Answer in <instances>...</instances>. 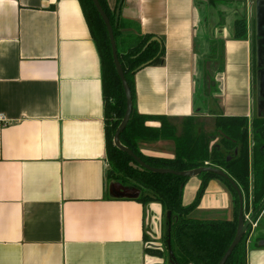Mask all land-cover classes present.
<instances>
[{
	"label": "crops",
	"instance_id": "obj_1",
	"mask_svg": "<svg viewBox=\"0 0 264 264\" xmlns=\"http://www.w3.org/2000/svg\"><path fill=\"white\" fill-rule=\"evenodd\" d=\"M106 3L115 12L119 0ZM200 3L211 6L123 0L119 10L118 42L147 35L164 49L160 64L132 77V106L138 115L165 117L176 136L188 118L215 124L219 115L249 120L253 113L250 31L236 39L233 24L199 28ZM211 42L217 59L208 60ZM203 78L208 91L198 103ZM104 113L101 60L79 1L0 0V264H157L147 249L158 244L146 230L148 217L161 218V205L144 207L108 184ZM139 152L172 159L174 143L141 141ZM185 185L188 206L200 179ZM207 185L189 217L232 220L227 186L215 179ZM262 210L246 240V264H264V248L252 243L264 240Z\"/></svg>",
	"mask_w": 264,
	"mask_h": 264
},
{
	"label": "trees",
	"instance_id": "obj_2",
	"mask_svg": "<svg viewBox=\"0 0 264 264\" xmlns=\"http://www.w3.org/2000/svg\"><path fill=\"white\" fill-rule=\"evenodd\" d=\"M78 1L101 60L108 173L117 175L113 180L119 182V188L124 189L123 185H126L129 191L122 192L132 195V197L127 198L142 204L144 207L151 203H159L163 212H170V248L176 264H217L236 235L239 200H237L235 191L224 178L211 173H204L198 176L200 187L193 202L188 206H184L182 194L189 178L154 174L139 167L129 155L122 153L114 146L112 138L126 109L125 93L115 71L107 29L99 14L95 11L92 0ZM98 1L103 12L109 17L114 32L117 57L130 91L133 92L131 79L137 68L141 65L147 67L160 64L163 60L164 49L161 43L155 41L145 48L147 42L151 40V37L147 35L129 36L123 39L121 43L118 42L120 30L118 28L119 22L117 26H114L115 12L109 11L106 0ZM209 2L211 6H215L217 2L243 4L245 0H209ZM245 22V16L237 13L232 22L233 38L246 39L247 24ZM210 44V55L206 57L208 60L217 59V48L213 46V42ZM149 121H157L160 126L150 128L147 125ZM214 121L219 142L217 146H210V137L204 133H195L193 119L188 118L185 121L187 125L183 127L182 133L180 136H176L173 125H170L165 117L138 115L133 107L128 125L119 139L123 146L154 169L188 171L206 165L223 169L232 181L238 184L242 195H245V193L248 195L245 200L243 195L244 212L249 201H251V212H253L264 200V118L255 117L248 120L244 117L234 118L219 115ZM219 130L222 135L218 134ZM156 140L173 141L175 155L172 159L146 156L139 152V142ZM233 151L237 152L236 155H227L226 153ZM211 179L221 181L229 189L233 200L232 220L202 221L189 217L199 206L208 186L207 183ZM167 226L166 222L162 233L164 248H166ZM249 230L248 227L247 233L224 264H246L247 248L245 244L250 234ZM147 252L150 256L157 258L164 255L161 251L152 249H147Z\"/></svg>",
	"mask_w": 264,
	"mask_h": 264
},
{
	"label": "water",
	"instance_id": "obj_3",
	"mask_svg": "<svg viewBox=\"0 0 264 264\" xmlns=\"http://www.w3.org/2000/svg\"><path fill=\"white\" fill-rule=\"evenodd\" d=\"M249 1H248L247 8L250 9L252 12H254L255 38H256L255 56H256V68H257L256 86L255 87H256V104H257V109H258L257 111H258V114L260 115L261 112H264V0H256V1L249 0ZM122 2H123V0H119V3H118L116 10H115V12H116L115 25L117 24L119 16H120L119 10H120V6H121ZM92 3H93V6L95 8V11L99 14L105 28L107 29L109 44L111 46V55H112V60L114 63L115 71H116L117 76L120 79L121 86H122L123 91L125 93V107H126V109H125L123 118L120 122V125L116 129V131L113 135V138H112L114 146L119 151H121L122 153L129 155L139 167H141L147 171H150L154 174H156V173L157 174H167V175H171V176L175 175L178 177L188 179V178L198 177L199 175L204 174V173H211V174H214L218 177L224 178L232 186L233 190L235 191V193L237 195V200H239V208H238V214H237L238 220H237V228L235 231L236 235H235L234 239L232 240V242L230 243V245L228 246L227 251L223 254V257L217 263V264H224L225 261L228 259V257L234 251L235 247L238 245V243L241 241V239L247 233L246 231H247L248 227L252 224L256 214L264 207V200L259 204L257 209L253 211V213L250 215L251 217L249 218V220H246L245 216H244V200H243L242 191L239 188L238 184H235L223 169L211 167L208 165L201 167V168L188 170V171H175V170H168V169H162V168L154 169V168H151L150 166L146 165L141 160V158H139L131 150H129L127 147H125L121 144L119 137H120L121 133L123 132V130L128 125V121H129V118H130V115H131L132 109H133V107H132V92L130 91L128 82H127L126 77H125L123 70H122V66H121L120 61L118 60V57H117V47L115 44L114 32H113V28L111 26L109 17L107 16V14L105 12H103L98 0H92ZM224 3H228V2H224ZM232 3L235 6L234 8H235L236 12L238 14L245 16V18H246L248 15V11L245 8V2H243V4L242 3L238 4L237 2H232ZM217 4L218 3H216L215 5H217ZM238 5L240 8H236V7H238ZM223 7L226 8L225 6H223ZM224 8L221 9L223 11L218 9L216 6H214V7L210 6L209 8H206L205 3H200L198 9L195 7L196 12H197V16H198L196 24L199 26V28L201 26L202 27L206 26V28L209 29L210 32L212 30H214V28L216 29L218 27V25L226 26L225 24H226V22H228L226 15H228V14L225 12L226 9L224 10ZM228 9H230V8H228ZM232 9H230L231 13H232ZM253 9H254V11H253ZM231 13H229V16H231L233 14V13L232 14ZM235 16L236 15H234L232 17L235 18ZM232 17H230V18H232ZM234 18L229 20V23L231 26H232V21L234 20ZM216 21H217V23H216ZM214 25H216V27H213ZM203 31H204V35L206 37H212L211 33L206 34V29H204ZM153 41L159 43L157 38H153L149 42H147L148 44L145 46V48L149 44H151V42H153ZM217 65H218V63L212 65L210 69L215 70ZM145 66L146 65H141L140 67L137 68L136 72ZM208 69H209V67L207 64V66H206L207 72H208ZM218 134L222 135V132L219 130ZM121 196L132 197V195L129 193H125ZM148 218L149 219L147 222L146 232L151 235V237L154 241H158V239H160L163 235L162 234L163 231L160 230L162 218H160V216L158 218H155V220H153L152 217H148ZM165 218H166V222L168 224V226L166 228V234H167L166 241H165L166 248H162L159 245L157 246V245H153V244L149 245L148 248L155 250V251H161L164 254L163 257H159L160 260H159V263L157 262V264H164V262L166 260V255H165L166 253H168V255H167L168 256L167 257L168 263L169 264H176L175 260H174L173 252L170 248V239H171L170 212H166ZM158 224H159V226H158ZM156 225L158 228L157 233L154 232V229L152 230V227H156ZM254 239L252 240V243H256L255 245L259 248H264V240L256 242Z\"/></svg>",
	"mask_w": 264,
	"mask_h": 264
},
{
	"label": "rangeland",
	"instance_id": "obj_4",
	"mask_svg": "<svg viewBox=\"0 0 264 264\" xmlns=\"http://www.w3.org/2000/svg\"><path fill=\"white\" fill-rule=\"evenodd\" d=\"M253 1H256V0H253ZM217 3L218 4H221L222 6H225L226 8H230V9L234 8L232 2L229 3V4L228 3H224V2H217ZM246 3H247V1L245 0V4ZM236 8H240L239 5ZM221 9H223V7H221ZM253 11H254V9H253ZM225 12L228 14V15H226L227 20L228 21L231 20L232 18H230V17H232L233 14L232 15L230 14L231 16H229V13H231V12H228V9L225 10ZM245 23L247 24V28L250 31V36H251V40H252V49H251L252 60H255V57L256 56H255V40H254V38H255L254 12L251 11L250 18H247L246 17V22ZM248 33L249 32H247L246 38L248 37ZM199 85H200V82L197 85V87H198V93L197 94H198V97H199L198 98V103H201V100L204 97L203 96L201 97V93H202L203 89H202V86L200 88ZM207 103H208V99H207ZM193 124H194V128H195L194 131H195L196 134H199V133L203 134L204 133L205 135H207L208 137L211 138L210 145L211 146H217V144L219 142V137H217V130L215 129V126L213 124L212 119L206 120L205 118H203V119H200V120H196V122L195 123L193 122ZM166 141H168V140H166ZM139 144H140V142H139ZM114 177H117V175L116 174L115 175L114 174H109V177H108V180H107L108 181V184L109 185L117 186L119 188V182L118 181H115V179L113 180ZM123 187H125V188L124 189L120 188L121 191H129V189L126 187V185L125 186L123 185ZM130 192H131V190H130ZM246 197H248V195H246V193H245L244 200L246 199ZM250 211H251V209H250V207L248 205L246 211L244 212V216H245V219L246 220H249V218H250V216H249L250 215ZM165 215H166V213L163 212L162 213V216H161V218H162V222H161V224H162V231H164L165 226H166V218H165ZM162 238H163V236L160 239H158L157 244L159 246H161L162 248H164V243H163V239ZM167 255H168V253H166V259L168 257ZM159 260L160 259L158 258V260H157L158 263H159ZM167 261L168 260H165L164 264H168Z\"/></svg>",
	"mask_w": 264,
	"mask_h": 264
},
{
	"label": "flooded vegetation",
	"instance_id": "obj_5",
	"mask_svg": "<svg viewBox=\"0 0 264 264\" xmlns=\"http://www.w3.org/2000/svg\"><path fill=\"white\" fill-rule=\"evenodd\" d=\"M226 26H225V28L226 27H229V26H231L230 25V23H229V21L228 22H226V24H225ZM246 32H248V28H247V31ZM247 35V34H246ZM254 40H255V45H256V38H254ZM209 53V52H208ZM252 72H253V85H252V88H253V101H252V104H253V113H252V116H251V118H255V117H260V118H264V112H261L260 113V115L258 114V109H257V104H256V74H257V68H256V57H255V60H252ZM199 83V82H198ZM198 83H197V85H198ZM208 84H207V82H205V79L203 78V80H202V82H200V88H201V86H202V89H203V91H202V93H201V96L202 95H206V93H207V91H208V86H207ZM198 88V87H197ZM263 210H262V212H263V214H264V207L262 208ZM261 212V210L256 214V216H255V218H254V222L255 221H257V217L259 216L258 214ZM253 212H251L250 211V215L252 214ZM249 215V216H250ZM251 217V216H250ZM254 222H252V224L249 226V232H250V234L252 233V229H253V224H254ZM249 234V235H250ZM262 237H259V238H257V240H256V242H258V241H263V238L261 239Z\"/></svg>",
	"mask_w": 264,
	"mask_h": 264
},
{
	"label": "built area",
	"instance_id": "obj_6",
	"mask_svg": "<svg viewBox=\"0 0 264 264\" xmlns=\"http://www.w3.org/2000/svg\"><path fill=\"white\" fill-rule=\"evenodd\" d=\"M248 15H249V12H248ZM250 15H251V12H250ZM248 17V16H247Z\"/></svg>",
	"mask_w": 264,
	"mask_h": 264
}]
</instances>
